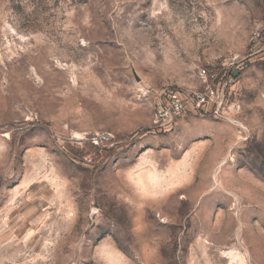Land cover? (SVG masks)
<instances>
[{
  "label": "rangeland",
  "instance_id": "obj_1",
  "mask_svg": "<svg viewBox=\"0 0 264 264\" xmlns=\"http://www.w3.org/2000/svg\"><path fill=\"white\" fill-rule=\"evenodd\" d=\"M263 24L264 0H0V264H264ZM203 67L218 97L156 125Z\"/></svg>",
  "mask_w": 264,
  "mask_h": 264
},
{
  "label": "built area",
  "instance_id": "obj_2",
  "mask_svg": "<svg viewBox=\"0 0 264 264\" xmlns=\"http://www.w3.org/2000/svg\"><path fill=\"white\" fill-rule=\"evenodd\" d=\"M246 54L247 56L258 55L264 60V24L257 26L252 31ZM243 59H245V56L235 54L229 58L225 65H235L242 62ZM199 73L205 82H209L205 90L202 92H188L180 89L169 90L164 100L155 109L154 123L156 125H165L171 122L174 117L186 113L191 108L198 109L218 97L219 90L210 84L215 75L210 74L207 67L201 68Z\"/></svg>",
  "mask_w": 264,
  "mask_h": 264
},
{
  "label": "bare ground",
  "instance_id": "obj_3",
  "mask_svg": "<svg viewBox=\"0 0 264 264\" xmlns=\"http://www.w3.org/2000/svg\"><path fill=\"white\" fill-rule=\"evenodd\" d=\"M175 174V173H174ZM171 176V175H170ZM173 178V177H172Z\"/></svg>",
  "mask_w": 264,
  "mask_h": 264
}]
</instances>
